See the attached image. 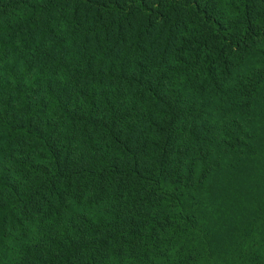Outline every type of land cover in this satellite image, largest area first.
I'll list each match as a JSON object with an SVG mask.
<instances>
[{
	"label": "trees",
	"instance_id": "16d2710c",
	"mask_svg": "<svg viewBox=\"0 0 264 264\" xmlns=\"http://www.w3.org/2000/svg\"><path fill=\"white\" fill-rule=\"evenodd\" d=\"M261 247L264 0H0V264Z\"/></svg>",
	"mask_w": 264,
	"mask_h": 264
},
{
	"label": "rangeland",
	"instance_id": "374dc122",
	"mask_svg": "<svg viewBox=\"0 0 264 264\" xmlns=\"http://www.w3.org/2000/svg\"><path fill=\"white\" fill-rule=\"evenodd\" d=\"M261 249L263 250V252H262V257H260V254H261V252L259 251V250H257V253H256V259L259 257V259L261 258V264H263L264 263V247H261ZM259 259H257V261L256 262H258L259 261ZM263 262V263H262Z\"/></svg>",
	"mask_w": 264,
	"mask_h": 264
}]
</instances>
